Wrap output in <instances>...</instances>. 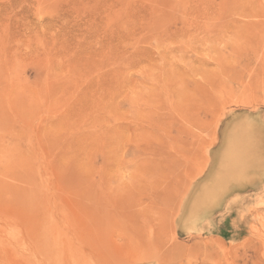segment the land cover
<instances>
[{
    "label": "rangeland",
    "instance_id": "1",
    "mask_svg": "<svg viewBox=\"0 0 264 264\" xmlns=\"http://www.w3.org/2000/svg\"><path fill=\"white\" fill-rule=\"evenodd\" d=\"M0 264H264V0H0Z\"/></svg>",
    "mask_w": 264,
    "mask_h": 264
}]
</instances>
